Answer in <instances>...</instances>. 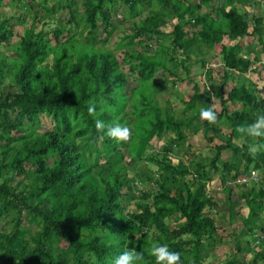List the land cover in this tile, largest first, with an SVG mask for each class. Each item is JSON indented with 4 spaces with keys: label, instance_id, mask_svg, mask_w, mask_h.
I'll return each mask as SVG.
<instances>
[{
    "label": "trees",
    "instance_id": "trees-1",
    "mask_svg": "<svg viewBox=\"0 0 264 264\" xmlns=\"http://www.w3.org/2000/svg\"><path fill=\"white\" fill-rule=\"evenodd\" d=\"M48 1L37 0L42 17L52 19L65 9V24L58 19L55 26L34 32L32 21L13 47L8 43L12 17L0 19V47L14 48L11 56L0 50V264H113L126 247L142 251L144 264H155L154 243L178 251L182 264H210L205 254L219 240L221 227L209 213L222 203L231 224L241 202L246 213L239 217V232L232 233L234 253L220 264H239L236 254L243 249L253 253L246 264H264V140L243 136L235 143L241 136L238 126L264 114V97L252 93L249 84L237 85L233 74L242 75L251 64L252 56L238 55L240 41L253 36L261 41L263 17L244 9L253 2L80 0L78 14L77 0H50L47 6ZM201 7L209 11L198 13ZM117 10L131 26L116 45L120 61L112 50L90 42L98 22L105 36L110 34L106 28H114ZM170 18L175 20L170 30L161 31ZM69 24L79 32L64 30ZM83 30L85 42L78 38ZM63 31L69 34L60 40ZM144 36L157 39L153 51L141 41ZM223 37L230 43H222ZM210 49L217 50L222 64L217 82L204 60ZM194 63L205 69L213 93H199L192 84L178 112L168 99L161 104L158 72L174 78L172 68L178 67L188 76ZM228 80L234 84L224 91ZM213 96L220 109L217 122L209 124L200 119V110L211 106ZM227 103L239 107L227 112ZM40 115L50 122L42 131ZM97 120L127 125L130 140L117 143L98 133ZM221 124L227 128L223 134ZM186 130H200L206 143L219 144L212 145L209 157L194 155L185 163L177 154ZM160 139V150L148 152ZM252 144L256 155L249 152ZM223 150L229 160L220 157ZM250 169L255 180L228 184ZM214 173L220 201L206 190ZM143 182L155 189L135 196ZM127 199L135 201L133 210L124 209ZM253 240H258L255 246Z\"/></svg>",
    "mask_w": 264,
    "mask_h": 264
},
{
    "label": "rangeland",
    "instance_id": "rangeland-1",
    "mask_svg": "<svg viewBox=\"0 0 264 264\" xmlns=\"http://www.w3.org/2000/svg\"><path fill=\"white\" fill-rule=\"evenodd\" d=\"M153 1V0H151ZM188 2L195 3L197 0H187ZM216 1V0H214ZM258 1V0H256ZM220 2V1H219ZM217 3L216 5L219 6L220 3ZM236 3L237 1L234 0ZM52 1H48L46 5H50ZM117 3L119 1L117 0ZM261 3H264V0L261 1ZM239 9H241L239 6H237ZM257 7H260L258 5ZM261 8V7H260ZM264 8V7H263ZM246 11H248L247 8L244 7ZM76 10L77 13H81L82 7L80 5V0H77L76 4ZM264 10V9H263ZM209 11L208 8L206 7H201L199 10H197L198 13H204ZM36 14V20H32V14ZM147 14V10H144L141 14V16H145ZM43 15V10L39 6L37 0H23L21 3L20 2H11L10 0H0V19L3 17H12L8 21L11 30L13 31L12 36L9 38L8 43L10 44V47H13L17 40V35H20L23 33V29L27 28L33 21V31L36 32L38 31L41 27L47 29L55 26V21L60 20V22L64 25L67 19V13L65 9H60L56 11V13H53L52 19H47L42 17ZM42 18V19H41ZM136 20L138 19L137 17L135 18ZM114 22V28H109L107 27L106 30H110V34L108 36H105L106 31L104 32L102 30V25L101 23H97V33L93 35L91 38L90 42H93L94 46L96 47H103L105 49L112 50L114 54L117 56L118 61H120V55L121 52L116 49V45L121 41V37L124 36L125 34L130 33V23L128 20L125 18V13L121 12L120 10H117V13L114 15L113 19L111 20ZM174 18H170V20L166 23L165 26L161 28V31L167 32L171 28V24L174 22ZM80 26V25H78ZM188 31L191 30V27H186ZM65 29H70V32L76 33L79 32V28H74L72 24L67 25ZM16 32V34H15ZM86 30L81 31V35L78 37L82 41H87L84 37ZM50 34V33H49ZM69 33L66 31H63L60 36V40L66 38V36ZM106 37L104 42H101V40ZM101 39V40H100ZM159 39V38H158ZM222 43H230L228 40L223 37L222 38ZM142 42H148L149 43V52L153 51V48L155 47V43L157 41L156 38H148L147 36H144L141 38ZM246 43L252 44L254 43V40L252 38L251 41H246ZM242 40L241 43L243 46H245V43ZM52 42V41H51ZM244 43V44H243ZM250 46V45H249ZM256 47V45H255ZM257 48V47H256ZM14 49V48H13ZM10 48H4L3 46L0 47V50L5 53L7 56H11V51L13 50ZM133 47L130 46L128 50H132ZM257 48L256 50H258ZM137 50H140V48H137ZM216 49H210L205 55H204V60L207 69L211 70V76L212 78L217 82V77L221 74L222 69H221V60L219 58V55L216 52ZM248 52V53H247ZM250 50L242 51L240 50L238 52V55L241 56H250ZM172 73L175 75L174 78L169 76L166 71H159L157 76H156V82L162 83V92L163 93H157L156 98L161 102V99H168L170 102V106L172 107L173 111L178 112L181 109V100H187L191 93H192V84H195V86L198 89L199 93L202 94H210L213 93L214 89L211 87L207 77L204 76V71L205 69L202 68L198 63H194L189 67V72L188 76L185 75V73L182 72V70L178 67L172 68ZM235 74V73H233ZM176 77H179L176 78ZM170 79H173V84H170L169 81ZM130 83V82H129ZM234 84L232 80H228L224 84V91H226L229 87H231ZM128 85L125 86L127 88ZM124 88V89H125ZM215 103V111H219L220 106L218 103V100L215 98V101L211 99V104ZM239 105L235 103H227V112L231 109H236L238 108ZM226 112V113H227ZM39 121H40V131L47 129L50 126V122L48 118L45 115H40L39 116ZM221 133H225L227 131V128L225 124H221ZM185 139L183 143H181V149L179 153L177 154L178 157H180L183 162L185 163L192 159L194 155H200L201 157H209L212 153V145L213 144H219L217 140H213V142L206 143V141L203 139L202 132L199 130L197 133H191L188 132L187 130L185 131ZM163 139V138H162ZM162 139L159 141H153L151 143L153 150L148 152H157L160 150V144L162 142ZM243 139V135L240 136L237 140H235L236 144H240ZM182 152V153H181ZM190 152V154H187ZM177 153V151H176ZM175 153V154H176ZM220 157L222 159H230L229 152L226 150L221 151ZM142 162L139 163V166H141ZM151 168H154V166H151ZM133 169L127 168V172L129 175H131L133 172ZM257 176V175H256ZM189 178V177H187ZM150 190L153 191L155 188L153 185L147 182H143L137 185L136 190L134 191V195L136 196L137 193L140 190ZM138 190V191H137ZM206 190L210 192L209 194L213 196L214 200H221L223 197L222 192L220 191L219 183L218 180L216 179V174H212L211 179L206 183ZM233 190H236L233 188ZM134 202L131 199H127L123 201L124 204V209L127 210H133L134 207ZM222 209V210H221ZM246 213V207L244 204L241 202L240 210L239 213L235 215L233 223L228 224L227 220V213L225 209L223 208L222 203L218 204L217 210L214 212H210L209 215L212 217L215 221V223L219 224V227H221L219 234L216 236L219 238V240L214 239L211 247L208 248L206 251V257L204 258V261L210 264H220L222 263L225 259L231 258L232 254L234 253L233 249V244L232 241L234 239V236L232 235L233 231L238 233L239 229L241 227V224L239 222V217L245 215ZM261 217H264V213L260 215ZM4 219H0V223H3ZM257 234H261L258 231L256 232ZM264 240V234L261 236ZM258 240H253L252 245L255 246L257 244ZM254 251V249H253ZM253 255L252 251L250 249H243L241 252L236 254V257L241 260L238 261L239 264H246V260L251 258ZM263 261L257 262V264H262Z\"/></svg>",
    "mask_w": 264,
    "mask_h": 264
},
{
    "label": "clouds",
    "instance_id": "clouds-1",
    "mask_svg": "<svg viewBox=\"0 0 264 264\" xmlns=\"http://www.w3.org/2000/svg\"><path fill=\"white\" fill-rule=\"evenodd\" d=\"M258 87H264V84H258ZM212 100L215 101V96L212 97ZM210 105V107L200 110V119L207 121L209 124H215L217 122L215 103ZM89 112H95V108L90 107ZM95 129L98 133L106 134L108 138L115 140L117 143H127L132 136V130L127 125L120 123L107 126L104 121L97 120L95 122ZM237 132L256 140H264V114L257 115L256 119L248 125L238 126ZM260 147H264V145H260ZM249 152L252 155H256L258 152L257 145H250ZM228 184L232 185L230 181ZM150 252L155 260V264H182L181 254L178 251H170L167 245L154 243ZM113 264H144V253L137 251L134 247H126L115 258Z\"/></svg>",
    "mask_w": 264,
    "mask_h": 264
},
{
    "label": "crops",
    "instance_id": "crops-1",
    "mask_svg": "<svg viewBox=\"0 0 264 264\" xmlns=\"http://www.w3.org/2000/svg\"><path fill=\"white\" fill-rule=\"evenodd\" d=\"M246 1H252L253 4L250 5V8L247 6H245V8H247L249 11L254 13L256 16L263 17L264 19L263 16L264 3L263 4L261 3L262 0H258V1L246 0ZM258 5H260L261 8L257 7ZM252 38L254 40V43L252 44L246 43L244 41V40L251 41ZM241 41H240V50L245 52L247 50H250L249 54L250 56H252V59L250 60L251 64L247 71L243 72L242 75H238L237 72L235 73L236 79L234 80V82H236L237 85L243 83L245 86H247L249 84L251 85L252 93L264 97V87H258V84H264V20H262L261 22V41H258L256 36H253L249 39H243L245 46L242 45ZM255 45L257 48H259L258 50H256L257 48L255 47Z\"/></svg>",
    "mask_w": 264,
    "mask_h": 264
},
{
    "label": "built area",
    "instance_id": "built-area-1",
    "mask_svg": "<svg viewBox=\"0 0 264 264\" xmlns=\"http://www.w3.org/2000/svg\"><path fill=\"white\" fill-rule=\"evenodd\" d=\"M256 172L253 169H250L248 175H242L236 177L234 180L230 181L231 184H243L246 183L249 179L255 180Z\"/></svg>",
    "mask_w": 264,
    "mask_h": 264
}]
</instances>
